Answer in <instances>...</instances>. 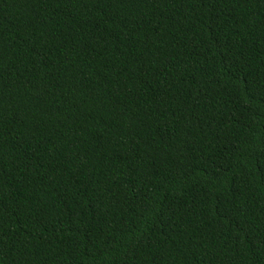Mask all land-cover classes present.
I'll return each mask as SVG.
<instances>
[{
  "label": "trees",
  "instance_id": "trees-1",
  "mask_svg": "<svg viewBox=\"0 0 264 264\" xmlns=\"http://www.w3.org/2000/svg\"><path fill=\"white\" fill-rule=\"evenodd\" d=\"M0 264H264V0H0Z\"/></svg>",
  "mask_w": 264,
  "mask_h": 264
}]
</instances>
